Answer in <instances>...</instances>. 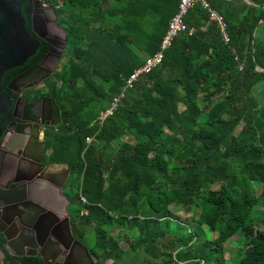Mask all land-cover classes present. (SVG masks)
Here are the masks:
<instances>
[{"label":"trees","instance_id":"16d2710c","mask_svg":"<svg viewBox=\"0 0 264 264\" xmlns=\"http://www.w3.org/2000/svg\"><path fill=\"white\" fill-rule=\"evenodd\" d=\"M58 1L72 49L65 68L43 81L60 110V125L45 132L46 160L69 170L70 229L82 242L90 236L94 264L122 259L110 235L122 227L139 264H226L223 244L236 235L234 264H264V188L260 204L252 190L264 186V0H204L227 43L193 4L186 30L100 126L93 122L123 80L157 50L178 0ZM46 49L39 41L22 67L3 74L2 89ZM169 207L191 220L180 225ZM201 225L214 238L203 240Z\"/></svg>","mask_w":264,"mask_h":264},{"label":"flooded vegetation","instance_id":"af4514ba","mask_svg":"<svg viewBox=\"0 0 264 264\" xmlns=\"http://www.w3.org/2000/svg\"><path fill=\"white\" fill-rule=\"evenodd\" d=\"M15 1L21 2L24 26L31 37H35L31 32L32 18L44 26L46 42L39 41L43 42L47 49L36 64L45 68L51 67L52 71L48 76L50 77L54 72L55 63L62 58L66 50L65 31L57 23L56 10L49 0ZM38 84L24 89L19 94L20 99L16 107L17 114L22 117V100L39 101L30 117L38 116L37 120L46 124L41 126L42 143L39 142V129L33 127L24 131L25 137L9 138L0 149V264H44L50 257L55 260L49 261V264H94L93 256L70 229L68 206L72 181L69 170L64 179L62 166H66L46 160L49 151L45 148V132L60 125V110L46 91L42 92L36 88ZM4 89L3 92L13 100L11 108L7 111V119L1 127L2 131L8 123L14 121L11 113L17 99V95L6 90V87ZM29 89L32 91L29 92ZM44 99L46 101L43 102ZM47 99H52L55 104L59 113L58 121ZM35 132L36 138H32L31 134ZM10 151L16 154H11ZM35 160L38 162L35 163ZM20 188L23 196L17 197L14 203L3 205V201L10 195L20 193ZM64 198L67 199L66 205Z\"/></svg>","mask_w":264,"mask_h":264},{"label":"water","instance_id":"95a60500","mask_svg":"<svg viewBox=\"0 0 264 264\" xmlns=\"http://www.w3.org/2000/svg\"><path fill=\"white\" fill-rule=\"evenodd\" d=\"M21 2L15 0H0V83L3 74L11 69L21 67L29 57H31L37 48L39 47V40L46 42L45 40V29L43 24L36 23L32 18L31 32L35 37L26 31L24 26V20L20 10ZM259 21L255 24V26ZM254 26V27H255ZM254 29V28H253ZM52 68H45L41 64H34L19 74L12 77L6 83V90L17 95L15 106L12 108L11 118L14 119L11 123H8L3 129L0 136V149L3 148L4 143L10 139H19L25 137V130L30 128L39 129L41 138L39 142L42 143L43 129L41 126H46L39 122L38 116L33 118L30 117V113L33 112L34 107L36 108L39 101L22 100L24 116L20 117L17 114L16 104L18 102L19 94L24 90L31 88L46 79L51 74ZM262 71V70H258ZM13 98L7 93L3 92L0 84V127L3 126L7 119V111L11 108ZM54 110V115L58 121V110L53 103L52 99H47ZM43 102L46 99L42 100ZM264 105V103H263ZM29 114V116H28ZM56 123V122H55ZM54 123H51L53 125ZM13 127V128H12ZM32 138H36V132L31 134ZM11 154H16L14 151H10ZM35 163L38 160L34 161ZM67 167H64V179L67 175ZM18 190V188H16ZM20 193L10 195L7 200L3 201V205L14 203L17 197L23 196V191L20 188ZM65 205L67 199L64 198ZM7 240L6 237H4ZM54 257H50L45 260L44 264H49V261H54ZM36 264V262H34Z\"/></svg>","mask_w":264,"mask_h":264},{"label":"built area","instance_id":"2783aa9c","mask_svg":"<svg viewBox=\"0 0 264 264\" xmlns=\"http://www.w3.org/2000/svg\"><path fill=\"white\" fill-rule=\"evenodd\" d=\"M198 3L200 6L208 12V19L214 21L221 36L223 43H227L228 39L224 32L225 24L221 17L213 10L208 8V5L204 0H178L176 11L170 17L167 22L166 29L162 35L157 50L151 55L146 57L142 64L134 69L124 80L120 88V91L113 96L105 106V109L98 114L94 120L96 126H100L103 121L110 116L117 108L118 104L125 95V92L131 88L132 84L137 81V79L144 74H146L150 69L158 66L162 60L164 52L169 48L171 41L179 33L186 30L185 24L183 23V18L186 12L193 6V4ZM192 29H189L191 31ZM238 69H241V66H238ZM92 138H85V143L89 144ZM80 201L84 202L83 198L80 197Z\"/></svg>","mask_w":264,"mask_h":264},{"label":"rangeland","instance_id":"374dc122","mask_svg":"<svg viewBox=\"0 0 264 264\" xmlns=\"http://www.w3.org/2000/svg\"><path fill=\"white\" fill-rule=\"evenodd\" d=\"M49 3L52 5L54 10H58L60 7L58 0H49ZM71 49H72L71 43L66 40V50H65L62 58L55 63L53 71H61L65 68L66 62L70 57V50ZM43 83L44 82H41L40 84H38V86L36 88H38L39 91L45 92V88L43 86ZM28 91L31 92L32 89H29ZM27 94H29V93H27ZM197 103L199 106L203 105V102L201 99H198ZM122 141H124V139L115 140L112 142V146L116 147ZM125 141L132 142L133 140H132V138L129 137ZM218 187H219V184H214L210 187V189H218ZM263 188H264V186H262V185H258V184H254V183L252 184V190L254 192V195L257 196V202L259 204L262 202V198L259 196V193L262 191ZM72 193H73V190L70 191V198H72V195H73ZM259 210H260V208H259ZM169 216L176 218L175 220L178 223H180V225H182V226L186 225V223L189 220H191V214L190 213H183L182 211L175 210L172 207H169ZM259 228H262V227H259ZM200 229L202 231L201 238L203 240H211L212 238H214V234L209 232L204 225H201ZM110 235L112 236V238H114L118 242L119 247L124 251V256L122 257V259L120 261L107 260L106 264H123V263H125V264H139V260H137L136 258H132L131 253L128 250H126V241H125L124 237L129 236L130 232L126 228L122 227L120 229H113L110 232ZM241 241H242V236L236 235V236L232 237L230 239V241L223 244L224 258H225L226 264H234L237 261L238 250L241 249L240 248L241 247V245H240ZM83 244L86 247H88L91 244L90 236H88L87 239L84 240Z\"/></svg>","mask_w":264,"mask_h":264},{"label":"crops","instance_id":"0c3cea01","mask_svg":"<svg viewBox=\"0 0 264 264\" xmlns=\"http://www.w3.org/2000/svg\"><path fill=\"white\" fill-rule=\"evenodd\" d=\"M227 1H230V0H227ZM231 1H234V0H231ZM237 1L240 2V3H243V4L247 5V6L256 7V5H254L252 2H250V1H248V0H237ZM259 23H260V22H259ZM259 23H258V24H259ZM258 24H257V25H258ZM257 25L254 27L253 32L255 31ZM63 169H64V166H62V170H63Z\"/></svg>","mask_w":264,"mask_h":264}]
</instances>
